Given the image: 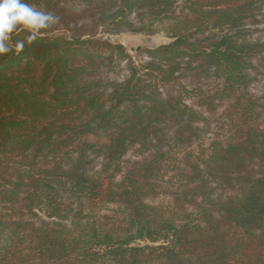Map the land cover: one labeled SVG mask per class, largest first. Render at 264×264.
Listing matches in <instances>:
<instances>
[{
	"label": "trees",
	"instance_id": "obj_1",
	"mask_svg": "<svg viewBox=\"0 0 264 264\" xmlns=\"http://www.w3.org/2000/svg\"><path fill=\"white\" fill-rule=\"evenodd\" d=\"M65 1L26 0L61 28L33 40L17 27L0 56V264H264V103L250 92L264 0H92L88 25ZM99 28L169 41L137 46V62ZM208 77L228 117L186 175L194 211L153 205L150 162L117 180L119 163L134 146L164 155L168 134L189 146L205 119L195 106L212 101L183 79ZM106 204L114 215L97 213Z\"/></svg>",
	"mask_w": 264,
	"mask_h": 264
},
{
	"label": "rangeland",
	"instance_id": "obj_2",
	"mask_svg": "<svg viewBox=\"0 0 264 264\" xmlns=\"http://www.w3.org/2000/svg\"><path fill=\"white\" fill-rule=\"evenodd\" d=\"M90 2H92V0H67L62 3L64 11L63 15H65L67 20L71 23L76 22L78 25H88L90 19L87 14L88 12H84V9L88 8ZM29 4L35 7L34 4ZM82 13L86 14L81 16ZM132 20H134L133 17ZM257 27L258 29H261L263 25L261 24ZM60 28L61 23L52 25V29L54 30H59ZM254 35H259L264 38V31H257ZM98 36L109 39L112 42L121 43L137 62L145 59V56H138L135 54V48L137 46L155 47L169 41L163 32H157L154 34H144L131 31L103 32L99 28ZM123 64L124 63H122V65ZM258 70L257 74H255V79L250 85V92L259 99V102L263 101L262 103H264V69L259 68ZM104 77L105 80L118 78L117 75L110 72H106ZM183 83L188 88L201 92L208 101H212V104H210L209 107L211 109L207 108V106H195L203 112L205 117V119L194 125L197 127V137L192 139L189 146H177L172 141L171 134H168L161 144L164 155L156 154L154 149L145 150L140 149L138 146L130 148L119 163L121 171L117 174L116 179H120L123 173L135 166V161L146 160L150 162V165L154 167L155 173H157L155 180L151 181L152 187L149 190L150 195L146 200L157 206L169 208L184 207L188 210L194 211V206L189 204L188 199L195 198L197 191L191 189L192 184H188L185 181V178L189 172L191 164L198 163L200 152L209 148L212 143H217L223 140L228 117V102L225 99H221L220 96L215 97L212 100V97L216 95L217 91L221 88V81L218 79L208 77L193 82L183 79ZM195 101H197L196 98L191 99L190 97H186V102L191 105H195ZM95 161L96 165H98L101 158H96ZM175 198H177V200H175ZM115 207V205L106 204L105 206H101L97 213L100 216H112L116 213Z\"/></svg>",
	"mask_w": 264,
	"mask_h": 264
},
{
	"label": "clouds",
	"instance_id": "obj_3",
	"mask_svg": "<svg viewBox=\"0 0 264 264\" xmlns=\"http://www.w3.org/2000/svg\"><path fill=\"white\" fill-rule=\"evenodd\" d=\"M58 21L59 17L52 12L37 10L26 0H0V56L13 51L10 40L17 27L29 32L34 40L41 30ZM15 47L22 49L23 44L17 42Z\"/></svg>",
	"mask_w": 264,
	"mask_h": 264
}]
</instances>
